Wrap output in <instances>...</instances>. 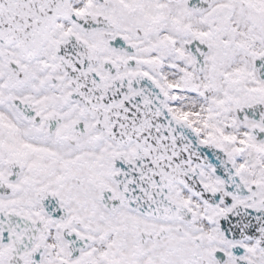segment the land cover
I'll return each mask as SVG.
<instances>
[{
	"label": "snow or ice",
	"instance_id": "6c2138e0",
	"mask_svg": "<svg viewBox=\"0 0 264 264\" xmlns=\"http://www.w3.org/2000/svg\"><path fill=\"white\" fill-rule=\"evenodd\" d=\"M0 264H264V0H0Z\"/></svg>",
	"mask_w": 264,
	"mask_h": 264
}]
</instances>
